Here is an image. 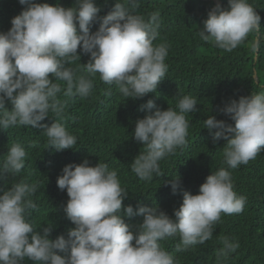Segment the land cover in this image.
<instances>
[{
  "label": "clouds",
  "instance_id": "9594fccd",
  "mask_svg": "<svg viewBox=\"0 0 264 264\" xmlns=\"http://www.w3.org/2000/svg\"><path fill=\"white\" fill-rule=\"evenodd\" d=\"M18 2L27 7L11 19L7 32H0V130L42 127L48 147L57 151L68 149L71 154L75 152L77 138L58 122L65 110L59 93L63 91L65 97H88L93 79L99 74L101 81L116 85L124 97L136 99L155 92L165 77L168 45L154 44L159 36L158 14L152 13L148 19L133 14L140 0H116L114 8L103 17L98 16L96 0H75V7L67 8L36 0ZM97 21L98 30L90 31ZM260 21L248 0H229L228 8L216 5L208 12L198 35L227 52L254 35L248 47L257 56L261 45ZM78 49L90 54L89 62L82 64V69L66 67L80 61ZM77 71L88 75L77 76ZM50 74L66 87L53 82ZM254 75L257 77L256 71ZM6 102L13 106L11 110ZM197 104L195 98L185 95L178 101V111L170 107L157 109L136 121L134 139L145 151L140 152L137 142H133L140 154L134 158L131 170L141 184H160L157 179L165 184L171 171L160 169L159 162L167 156L179 165L201 170L194 167L198 162L196 156L192 164L180 162L186 160L190 145L186 114L196 112ZM155 107L150 99L141 109ZM50 111L55 114L54 123L47 119ZM220 111L234 121V127L209 116L204 128L210 133L217 129L213 143L226 141L224 163L236 169L264 151V92L233 99ZM44 119L52 123L50 127L40 123ZM26 156L24 147L14 143L0 166V177L4 173H19L25 167ZM167 164L173 170L174 166ZM215 164L213 160L206 165ZM209 169L203 173L207 174ZM170 184L176 194L181 186L179 177ZM57 186L67 192L64 212L75 224L66 239L63 235L50 239L53 226L43 227L41 234L28 222L29 210L37 208L31 197L38 184L17 183L0 194V264H24L26 259L35 264H177L160 241L178 236L181 243L176 251L204 244L212 238L214 225L222 214H239L246 203V197L234 191L231 173L224 167L206 178L198 194L183 191V202L174 210L175 219L167 215L170 211L147 205L146 197H156L147 191L136 190V210L131 205L123 207L128 193L121 187L117 171L110 170L105 163L89 166L85 159L80 164H68L58 176ZM122 207L124 216H143L135 232L122 218ZM222 245L218 261L227 259L240 246L227 237Z\"/></svg>",
  "mask_w": 264,
  "mask_h": 264
},
{
  "label": "trees",
  "instance_id": "16d2710c",
  "mask_svg": "<svg viewBox=\"0 0 264 264\" xmlns=\"http://www.w3.org/2000/svg\"><path fill=\"white\" fill-rule=\"evenodd\" d=\"M219 1L221 8H228L229 0ZM36 2L50 5L59 3L66 8L75 7V0ZM248 2L261 17V45L257 56L248 47V43L255 39L254 35L249 36L245 43L232 52L199 38L198 33L208 18V12L216 6L213 0H140L139 7L133 14L148 19L150 14L157 13L160 28L154 44L168 45L165 60L167 72L156 91L142 98H127L118 91L116 85L104 83L97 74L88 97H65L63 91L59 93L58 99L65 104V110L63 119L58 122L77 138L73 149L75 152L71 154L68 149L57 151L51 146L48 147L45 129L42 127L17 126L0 130V166L14 143H20L27 152L25 167L19 173H4L0 177V194L17 183L38 184L36 193L31 197L37 208L29 210L28 222L41 234L43 227L53 226L50 239L54 240L60 235L66 239L68 230L75 228V224L64 212L69 197L66 190L58 188L57 178L68 164H80L85 159L89 161V166L107 164L110 170L117 171L121 187L128 193L123 207L131 205L136 210L134 205L139 203L136 190L147 191L156 197L147 200L146 204L158 207L163 212L170 211L167 215L173 219L174 210L183 202V191L198 194L200 185L206 178L224 167L231 173L234 191L237 195L246 197L243 211L239 214H222L221 220L214 225L212 238L204 244L189 246L185 251H176L177 245L181 243L178 236L166 238L160 244L174 256L177 264H264V151L247 164H241L236 169L228 168L223 157L226 141L221 139L214 144L213 133L217 129L210 133L204 128V121L209 116L224 120L234 127V121L220 109L233 99L239 100L241 96L264 92V0ZM115 3L116 0H96V5L100 8L98 16L107 15ZM26 7L27 5L19 4L18 0H0V32H7L11 28V19ZM99 23L100 21L94 22L90 31L98 30ZM78 54L81 56L80 61L65 66L82 69V64L89 62L90 54H83L80 49ZM254 71L256 79L253 77ZM79 75L88 74L77 71V76ZM50 78L53 82L64 85L63 81H55L51 74ZM185 95L195 98L198 104L196 112L186 114L190 145L185 155L186 160L182 159L180 162L192 164L193 157L196 156L198 162L194 167L201 170L196 172L189 165H179L178 161L168 160L167 156L163 160L174 167L165 184L157 179L160 184L145 186L131 170L134 162L133 142H137L134 139L136 121L157 109L167 110L170 107L178 111V101ZM150 99L155 102L156 107L142 110L141 106ZM6 107L11 110L13 106L6 102ZM47 119L54 123L55 114L50 111ZM40 123H47L49 127L52 124L46 119ZM137 146L140 152L145 151L141 143L137 142ZM213 160L216 162L215 166L206 165ZM208 168L211 169L204 174ZM177 177L181 186L173 194L170 182ZM123 207L122 218L125 223L133 226L132 231L135 232V226L142 223L143 216H124ZM225 237L240 246L227 259L221 258L218 261L217 253L223 247L222 240ZM58 254L64 255L59 252ZM24 264L35 262L26 259Z\"/></svg>",
  "mask_w": 264,
  "mask_h": 264
},
{
  "label": "rangeland",
  "instance_id": "374dc122",
  "mask_svg": "<svg viewBox=\"0 0 264 264\" xmlns=\"http://www.w3.org/2000/svg\"><path fill=\"white\" fill-rule=\"evenodd\" d=\"M257 77H254V79H256ZM134 150V157H133V160H134V158L136 157V156H138L140 153H138V152H136V150L135 149H133ZM160 169H163V170H165V171H172V169L168 166V164H167V161H161L160 163ZM196 171V170H195ZM196 172H198V171H196ZM146 199L148 200L149 198H147L146 197Z\"/></svg>",
  "mask_w": 264,
  "mask_h": 264
},
{
  "label": "water",
  "instance_id": "95a60500",
  "mask_svg": "<svg viewBox=\"0 0 264 264\" xmlns=\"http://www.w3.org/2000/svg\"><path fill=\"white\" fill-rule=\"evenodd\" d=\"M213 2H214L216 5H219V4H220V1H219V0H213ZM213 8H214V7H213ZM213 8H212V9H213ZM212 9H211V10H212ZM254 77H255V75H254Z\"/></svg>",
  "mask_w": 264,
  "mask_h": 264
}]
</instances>
